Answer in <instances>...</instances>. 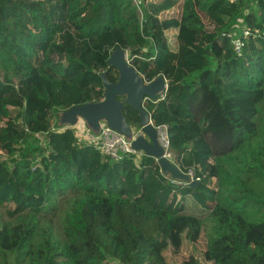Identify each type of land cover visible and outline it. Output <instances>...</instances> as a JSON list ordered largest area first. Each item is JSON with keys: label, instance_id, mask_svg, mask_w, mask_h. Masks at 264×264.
Masks as SVG:
<instances>
[{"label": "trees", "instance_id": "trees-1", "mask_svg": "<svg viewBox=\"0 0 264 264\" xmlns=\"http://www.w3.org/2000/svg\"><path fill=\"white\" fill-rule=\"evenodd\" d=\"M141 11L133 0H0V158L26 153L0 161V207L15 205L0 264H168L160 246L190 201L211 216L212 264H264V0H143ZM224 33L242 38L241 55ZM117 48L147 83L167 80L145 107L197 187L140 152L110 159L61 123L104 100L102 74L118 82ZM123 114L138 132L139 113L124 103ZM72 193L63 234L46 233L40 219Z\"/></svg>", "mask_w": 264, "mask_h": 264}, {"label": "water", "instance_id": "water-1", "mask_svg": "<svg viewBox=\"0 0 264 264\" xmlns=\"http://www.w3.org/2000/svg\"><path fill=\"white\" fill-rule=\"evenodd\" d=\"M108 64L118 71L119 80L117 83H111L106 75L102 74L104 100L73 106L62 114L61 123L73 128L78 125L79 120H84L95 132L100 130L102 123H106L111 129L131 139L135 152L154 158L164 176L175 182L197 187L199 183L167 157L170 144L162 140L161 131L155 127L145 107L147 102H157L158 97L167 92V80L161 76L147 83L130 64L128 53L121 48L112 53ZM120 97H125L124 103L131 105L139 113L140 130L136 133L123 114L124 103L119 101Z\"/></svg>", "mask_w": 264, "mask_h": 264}, {"label": "rangeland", "instance_id": "rangeland-1", "mask_svg": "<svg viewBox=\"0 0 264 264\" xmlns=\"http://www.w3.org/2000/svg\"><path fill=\"white\" fill-rule=\"evenodd\" d=\"M204 22H206L204 20ZM49 30L42 29L36 31L31 29V35L34 39H44ZM57 37V35H55ZM129 58V56H128ZM59 73H62V65L56 67ZM260 114L258 117V123L260 128L264 126V101L260 105ZM64 112L60 113L61 116ZM16 114V113H15ZM13 114V117L15 116ZM56 115V118L60 115ZM55 119V118H54ZM55 121V120H54ZM79 125L73 127L76 132V135L80 137L81 141L89 143L90 139H86L88 135H84L88 130L93 131L84 120H79ZM56 124V123H55ZM54 124V125H55ZM57 125V124H56ZM256 144L264 143V136L260 139H257ZM255 144V145H256ZM26 153H21L15 157H10L3 155L0 158V161L6 163H14L25 158ZM177 163L176 155L172 159ZM81 198L78 194H67L64 197L59 198L55 205L57 207L56 213L54 216L42 217L40 219V225L42 229L46 232H52L55 236L63 234L65 218L74 208L76 201ZM210 207H213V204H210ZM15 209L14 204H9L7 206L0 207V225L6 223H13L15 219L10 218L8 212ZM213 229V222L208 210H203L198 204L194 201H190L188 208V215L179 217L176 221L175 226L172 228L170 234L166 237L160 250L165 257V260L168 264H195L197 260L201 264H212L206 257L208 238ZM43 237V236H41ZM40 237V238H41ZM250 250L257 251L259 255L261 253L255 247H250ZM206 261V262H205ZM208 261V262H207Z\"/></svg>", "mask_w": 264, "mask_h": 264}, {"label": "built area", "instance_id": "built-area-1", "mask_svg": "<svg viewBox=\"0 0 264 264\" xmlns=\"http://www.w3.org/2000/svg\"><path fill=\"white\" fill-rule=\"evenodd\" d=\"M231 3H235L236 0H229ZM134 4L137 6L140 14H142L141 6L143 0H133ZM142 16V15H141ZM255 35H261L258 31ZM253 35V36H255ZM227 38L231 39L233 42V47L237 55H241L243 48V40L240 37H237L236 34H223ZM251 36L249 31H244V37ZM79 125V123H78ZM77 125V126H78ZM75 126V127H77ZM55 128V127H54ZM159 131H161L162 140L168 144V132L167 127H156ZM55 130V129H54ZM84 135H88L85 137L86 139H90L91 144H93L97 149L102 151L104 155L109 157L110 159L117 160L124 153L126 154H136L131 146V139L127 138L125 135L118 133L117 131L111 129L106 123L101 124V128L98 132L87 131ZM80 138V137H79ZM166 138V140H165ZM170 144V143H169ZM191 176V174H189ZM192 177V176H191ZM193 178V177H192Z\"/></svg>", "mask_w": 264, "mask_h": 264}, {"label": "bare ground", "instance_id": "bare-ground-1", "mask_svg": "<svg viewBox=\"0 0 264 264\" xmlns=\"http://www.w3.org/2000/svg\"><path fill=\"white\" fill-rule=\"evenodd\" d=\"M165 140H166V138H165ZM167 157H168L170 160H172L173 157H174V154H173V152L171 151L170 147H168V150H167Z\"/></svg>", "mask_w": 264, "mask_h": 264}, {"label": "crops", "instance_id": "crops-1", "mask_svg": "<svg viewBox=\"0 0 264 264\" xmlns=\"http://www.w3.org/2000/svg\"><path fill=\"white\" fill-rule=\"evenodd\" d=\"M162 245H163V244H162ZM162 245H161V246H162ZM253 247H254V246H253Z\"/></svg>", "mask_w": 264, "mask_h": 264}]
</instances>
